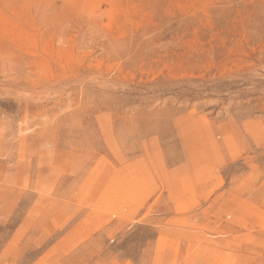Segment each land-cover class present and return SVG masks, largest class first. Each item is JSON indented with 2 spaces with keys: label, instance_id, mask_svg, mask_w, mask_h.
I'll list each match as a JSON object with an SVG mask.
<instances>
[{
  "label": "rangeland",
  "instance_id": "374dc122",
  "mask_svg": "<svg viewBox=\"0 0 264 264\" xmlns=\"http://www.w3.org/2000/svg\"><path fill=\"white\" fill-rule=\"evenodd\" d=\"M0 264H264V0H0Z\"/></svg>",
  "mask_w": 264,
  "mask_h": 264
}]
</instances>
